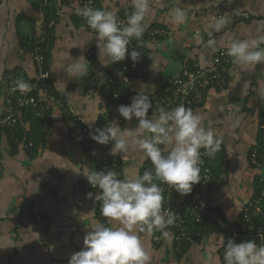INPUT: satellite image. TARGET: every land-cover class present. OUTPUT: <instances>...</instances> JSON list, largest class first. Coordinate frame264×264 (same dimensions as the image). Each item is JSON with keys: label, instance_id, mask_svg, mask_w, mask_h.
Returning <instances> with one entry per match:
<instances>
[{"label": "crops", "instance_id": "0c3cea01", "mask_svg": "<svg viewBox=\"0 0 264 264\" xmlns=\"http://www.w3.org/2000/svg\"><path fill=\"white\" fill-rule=\"evenodd\" d=\"M79 1L0 0V116L7 75L17 72L25 80L35 78L31 50L25 46L43 23L49 26L46 52L53 90L41 94V106L48 108L47 128L31 122L34 118L29 112L19 116L22 144L31 135L32 148L11 144L7 134L0 133V264H69L72 254L83 249L84 237L91 230L93 217L85 215L93 212L99 219L98 193L88 188L84 175L94 170L95 162L87 152L79 124L67 118L66 104L86 125L103 128L115 120L121 128L134 129L138 119L127 121L117 109L130 105L138 92L146 91L152 99L179 75L185 62L205 67L220 49L227 50L231 38L264 36V0H180L190 13L180 26L169 22V12L178 0H153L149 26L161 28L170 36L146 42L148 71L144 77L125 75L119 62L107 66L100 62L95 37L80 47L88 41L90 30L85 19L74 14ZM131 8V0L95 2V9L114 11L117 17ZM56 11L60 12L58 17ZM225 13L231 23L221 33H214L216 51L205 49L197 42V35L206 40L210 19ZM81 55L88 60L89 74L82 79L71 78L65 72L66 65ZM225 76L226 88L209 90L205 101L193 111L222 140L224 156L216 155L209 164L216 178L209 206L228 222L236 223L242 208L255 196V180L263 174L251 166L249 153L264 143V64L244 67L231 61ZM109 78L129 94L119 103L110 98L114 88L106 82ZM98 111L103 114L96 119ZM110 149L104 155L112 156ZM115 157L122 162V177L143 174L150 162L136 151ZM193 189L194 185L187 195L173 190L172 205L179 208L191 199ZM168 231L167 238L140 234L151 264L223 263L226 242L222 232L192 230L178 244L174 228Z\"/></svg>", "mask_w": 264, "mask_h": 264}, {"label": "clouds", "instance_id": "9594fccd", "mask_svg": "<svg viewBox=\"0 0 264 264\" xmlns=\"http://www.w3.org/2000/svg\"><path fill=\"white\" fill-rule=\"evenodd\" d=\"M131 11L126 21L118 20L114 11L92 7L77 8L90 29L88 41L97 40L98 59L105 66L123 61L130 56L133 62L141 57L135 49L129 52L133 40L144 44L143 36L149 28L153 0H131ZM190 15L187 7L178 5L169 12L173 26L183 25ZM231 23L225 13L214 16L207 24V39L197 35L196 39L205 49L216 51L214 33H221ZM264 36L231 38L227 56L239 66L252 67L264 64ZM85 56L71 59L65 68L66 74L82 79L89 74ZM15 87L22 93L30 91V84L23 79L15 81ZM153 108L146 91L138 92L130 105H120L119 114L127 121L135 117L138 124L134 129L121 128L113 120L106 127L96 128L91 138L102 144H112L110 154L136 151L143 159L150 160L152 170L143 174H125L122 178L115 170L84 173L90 185L99 189L96 200L100 201V216L93 212L90 231L84 237L82 250L72 254L69 264H151V257L140 238L141 233L160 232L169 237L167 230L177 220L171 209L164 208L163 188L170 186L181 195L190 194L193 185L201 181L202 152L214 157L221 148L222 140L215 130L202 122V116L193 109L178 105L172 108L159 107L148 116ZM103 113L98 111L96 119ZM159 182V183H158ZM89 196L92 194L89 193ZM224 264H264V244L253 239L237 243L228 239L224 247Z\"/></svg>", "mask_w": 264, "mask_h": 264}, {"label": "built area", "instance_id": "2783aa9c", "mask_svg": "<svg viewBox=\"0 0 264 264\" xmlns=\"http://www.w3.org/2000/svg\"><path fill=\"white\" fill-rule=\"evenodd\" d=\"M95 2L96 0H80L77 8H95ZM130 11L131 10H128L121 17H117L118 20L121 22L126 21V17ZM74 14L79 18H83L81 15L77 14V11H75ZM54 15L58 17L60 12L56 11ZM48 30V24L43 23L39 31L32 38L31 56L36 72L35 78L28 81L17 72H10L2 88L4 110L0 116V133L7 134L11 144L23 148H32L33 145L31 142L22 144V141L18 139L19 116L22 112L28 109H37L38 113H36V117L39 123L43 128H47L49 125V121L45 118L48 108L41 106V94L53 92L49 70L46 69L45 58V44L49 35ZM157 36H170V33L161 28L149 26L143 36V45L136 40L130 43L128 46L129 52L135 49L141 52V57L137 62H133L130 56H127L125 60L119 62L121 71L125 75H138L144 77L147 74L148 60L146 55V42ZM226 52L227 50L220 49L217 55L212 59V62L205 67L185 62L181 67L179 75L170 81V83L166 84L159 95L150 99L153 108L149 110L148 115L151 116L152 111L157 110L161 106L172 108L178 105H184L194 110L195 107L200 106L205 101L206 94L209 90L216 89L223 91L227 86L225 69L230 66L232 61L231 58L227 56ZM18 79H23L29 83L30 91L22 93L17 90L15 81ZM106 82L114 88L113 90L118 89L113 79L109 78ZM120 97L118 92H110V98L113 102L118 103ZM65 113L68 119L79 124L85 145L88 149L87 152L90 158L95 162L94 170H115L121 178V160L116 157L104 155L105 152L112 147V144L102 145L94 141L90 134H94L97 127L84 124L82 119L75 114L74 110L68 104H66ZM259 150L260 145H255L252 148L249 153V162L254 168L262 170L263 174L259 176V181L264 182V163L262 161V156L259 154ZM201 152L203 161L200 165L201 181L194 185L197 192L189 203L183 207H174L171 203V195L174 189L166 184H160L163 188L164 208L171 209L177 216L175 224L167 229H175V242L180 244L183 241L185 238L186 224L191 221L199 229L208 230L213 226L216 227L224 235L226 243L228 239H233L237 243L245 239H253L258 245L264 244V223L262 221L264 209L261 206V202L264 199V192L261 191L256 198H253L251 202L242 208L239 220L236 223L228 222L217 210L211 209L209 206L207 187L210 183L214 182V176L205 163L212 157L203 155V149ZM145 170H152L151 162H149ZM88 188L99 194V189L93 188L89 182ZM99 209L98 217L99 219H103L100 216ZM154 234L156 237L161 235L160 232H154ZM222 255H224V250Z\"/></svg>", "mask_w": 264, "mask_h": 264}, {"label": "trees", "instance_id": "16d2710c", "mask_svg": "<svg viewBox=\"0 0 264 264\" xmlns=\"http://www.w3.org/2000/svg\"><path fill=\"white\" fill-rule=\"evenodd\" d=\"M45 9V13H47L48 11H49V9H48V7L46 8H44ZM49 31V30H48ZM48 40H49V36H48V38H47V40H46V44L48 43ZM26 43H27V41H26ZM46 44H45V50H46ZM31 46H32V42L30 43V42H28V46H25L27 49H29V50H31ZM45 58H46V69H48V58H47V52L45 53ZM120 65V64H119ZM112 92H118L119 94H120V100H119V102H121L122 100H123V98H127L128 96H129V94L127 93V92H125L124 90H120V89H117V90H112ZM118 102V103H119ZM24 112H29V113H31V114H29L30 115V117H32L33 116V120H31V122L32 121H34V122H39V120H38V118L37 117H35L36 115H34L35 113H38V110L37 109H28V110H25ZM21 137H23L22 136V134H21V132L19 131V129H18V139L19 140H21L22 138ZM32 136L30 135V137H28L26 140H25V142L26 143H28V142H33V146H34V141L32 140V138H31ZM261 143V142H260ZM220 155L221 157H223L224 156V154H223V148H222V144H221V148H220V150L216 153V155ZM259 154L262 156V161H263V163H264V143L262 142L261 144H260V150H259ZM215 155V156H216ZM214 156V157H215ZM214 157H212L209 161H207L206 163H205V165L211 170V172H212V174H213V176H214V182H212V183H210L209 185H208V187H207V194H208V197L210 196V189H211V187L214 185V183H215V180H216V178H215V174H214V172H213V170H212V168H211V166L209 165L210 164V161L211 160H213V158ZM148 166V165H147ZM146 166V167H147ZM122 178V177H121ZM159 183V182H158ZM254 186H255V196H254V198H256L257 196H258V194H260V192L261 191H263L264 192V182H260L259 181V178H257L256 180H255V184H254ZM196 192H197V189L194 187V189H193V192H192V197H191V199L194 197V195L196 194ZM191 199H188L184 204H182L180 207H183L184 205H186L187 203H189L190 202V200ZM261 206L263 207V209H264V199L262 200V202H261ZM262 221H263V223H264V212H263V216H262ZM213 230V229H215V230H218L216 227H212V228H210L209 230ZM175 230V229H174ZM192 230H196L197 232H199V231H202L201 233H203V232H206V231H209V230H204V229H199L195 224H193L191 221H189V222H187V224H186V228H185V236H186V234H188V232L189 231H192ZM219 231V230H218ZM176 234V233H175ZM223 262H224V260H223ZM223 264V263H222Z\"/></svg>", "mask_w": 264, "mask_h": 264}]
</instances>
